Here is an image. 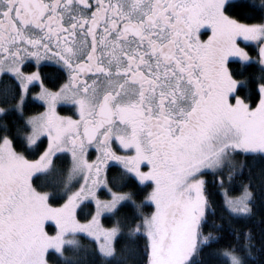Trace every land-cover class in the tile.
<instances>
[{
    "label": "snow or ice",
    "instance_id": "1",
    "mask_svg": "<svg viewBox=\"0 0 264 264\" xmlns=\"http://www.w3.org/2000/svg\"><path fill=\"white\" fill-rule=\"evenodd\" d=\"M243 2L0 0V264H264V0Z\"/></svg>",
    "mask_w": 264,
    "mask_h": 264
},
{
    "label": "trees",
    "instance_id": "2",
    "mask_svg": "<svg viewBox=\"0 0 264 264\" xmlns=\"http://www.w3.org/2000/svg\"><path fill=\"white\" fill-rule=\"evenodd\" d=\"M255 2L257 4L260 3V0H255ZM241 5L240 7H237L234 9V13L235 15H240L242 16L245 13L251 12L253 11L252 9L248 8L246 6V4H244L243 0H241ZM246 47V50L249 51V54L251 57H253V63L250 65H244L242 66L241 63L236 60L234 62H232L230 64V67H232L234 70L240 71L243 68L244 71V76L245 77H255L257 75H259L260 72V66L258 63H255V61L257 60V51L254 47L248 46V45H244ZM29 71L35 70L34 66L29 67L28 69ZM42 73L45 75L46 79H45V84L48 87H58L59 84L61 83L62 79H57L58 73L57 70L52 69L51 67H43L41 69ZM39 90V85H36L35 87L32 88V91L29 94H33L36 93ZM247 91V90H246ZM45 109V106L43 103L33 99L31 96H29L26 99V103H25V108H24V118H26L27 116L30 115H34V114H38L40 112H42ZM60 111L62 113H72L73 109L66 107V106H61ZM6 119L11 122L14 119H17L19 122H23V118H20L18 116V114H13L11 116L6 117ZM46 139H43V145L42 146H46ZM30 158H36L35 155H31ZM69 157L65 156L62 157L61 160L57 161V165L58 166H63L66 165V163L69 161ZM119 171V167H113L111 174L112 175H116ZM206 180H208V190L209 192L212 194V200L214 201V206L217 207V217L220 215V205L222 204L223 201V193L222 191L217 188L214 184H213V176L212 174L209 172L206 176H205ZM243 179V177L238 178L237 182L232 186V194H238L239 192V180ZM38 183V181L36 182ZM124 191H137L139 192V196L137 197V200L139 201V199H142L143 196L147 193V191H150L149 189H142V186L138 185V182L133 178L129 184L128 187H126L125 189H123ZM63 201H57V203H62ZM93 206V205H92ZM133 210L132 205L129 203L128 205H126L124 208L121 209V213H131ZM151 207L150 206H146L145 207V211H150ZM211 219V217H210ZM115 220V217H111V218H103V222L106 226H111V224L113 223V221ZM244 222L243 221H239L237 222V226H243ZM47 229L51 232L54 229V226L52 225H47ZM207 230V229H206ZM224 235V239L222 241H220L219 245H214L213 247H220V246H224L226 245L229 241L232 240V236L230 235V233L228 231H225L223 233ZM81 242L84 244H88L89 243V239L86 237H81ZM125 243V238H120L118 243H117V247L120 248L121 246H123V244ZM141 244H143V241H140ZM50 264H57V258L55 254L50 255ZM212 264H215V262L213 261Z\"/></svg>",
    "mask_w": 264,
    "mask_h": 264
},
{
    "label": "rangeland",
    "instance_id": "3",
    "mask_svg": "<svg viewBox=\"0 0 264 264\" xmlns=\"http://www.w3.org/2000/svg\"><path fill=\"white\" fill-rule=\"evenodd\" d=\"M248 46H251V47H254L255 48V45H248ZM242 47V46H241ZM253 58V57H252ZM39 92V91H38ZM38 92H36V93H38ZM36 93H33V94H29L28 95V97L29 96H31L33 99H35V94ZM27 97V98H28ZM35 100H37V101H39V102H41V103H43L42 101H40V100H38V99H35ZM61 106H67V107H69V108H71L69 105H58V107H57V111H58V113L60 114V115H71L72 113H62L61 111H60V109H59V107H61ZM46 107V106H45ZM45 110V109H44ZM43 110V111H44ZM42 111V112H43ZM43 139H46V138H43ZM94 156H95V153H93L92 154V158H94ZM69 159H70V157H69ZM146 170V169H145ZM42 179V178H41ZM38 183H39V181H38ZM77 187H78V185H77ZM101 198H110V197H105V196H102ZM93 207H94V205H93ZM101 222L104 224V222H103V218H102V220H101ZM48 224H51V225H53L54 226V224L52 223V222H48ZM105 225V224H104ZM106 226V225H105ZM46 227H47V225H46ZM81 237H85L84 235H81V236H79L78 238L79 239H81ZM87 238V237H86Z\"/></svg>",
    "mask_w": 264,
    "mask_h": 264
},
{
    "label": "flooded vegetation",
    "instance_id": "4",
    "mask_svg": "<svg viewBox=\"0 0 264 264\" xmlns=\"http://www.w3.org/2000/svg\"><path fill=\"white\" fill-rule=\"evenodd\" d=\"M202 32L204 33L203 35H202V39H207V36L208 35H210L211 34V32H210V30L209 31H207V32H205L204 30H202ZM235 61V60H234ZM34 66V65H33ZM35 67V66H34ZM46 67H51L52 69H55L56 70V68H55V66L54 65H51V64H49L48 66H46ZM63 82V80L61 81V83ZM38 85V84H37ZM39 91V90H38ZM37 91V92H38ZM48 225V224H47Z\"/></svg>",
    "mask_w": 264,
    "mask_h": 264
}]
</instances>
